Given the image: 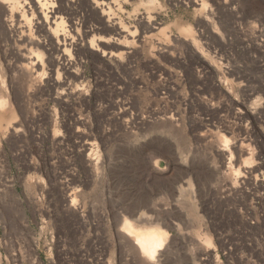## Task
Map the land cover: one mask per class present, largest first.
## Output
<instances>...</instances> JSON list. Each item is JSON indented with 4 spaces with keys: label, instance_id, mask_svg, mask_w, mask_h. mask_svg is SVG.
Here are the masks:
<instances>
[{
    "label": "rangeland",
    "instance_id": "obj_1",
    "mask_svg": "<svg viewBox=\"0 0 264 264\" xmlns=\"http://www.w3.org/2000/svg\"><path fill=\"white\" fill-rule=\"evenodd\" d=\"M218 1L230 8L232 15L223 14ZM131 4L126 7V14L121 15L123 21L133 24L137 14L150 12L156 14L162 25L163 32L161 29L147 33L149 37L145 34L146 43L141 50L151 67L174 74L172 80L177 85L180 103L168 98L163 100L161 109L188 105L179 132L170 130L172 133L164 134L174 162L168 163L165 159L166 145L161 143V136L155 133L153 125L157 117L154 116L152 121L150 115L160 98L154 92L158 76H153L149 72L151 67L144 68L141 61L134 60L130 65L134 76L141 79L139 85L131 82V76L126 73L107 72L96 57L97 61L93 57L85 59L83 83L91 92V99L85 101L86 104L72 100L61 107L56 106L45 86L37 89L31 82L26 83L22 89L27 97L26 106L34 113L43 108V117L30 126L21 123L23 115L12 102L13 113L0 118V264H151L140 256L138 261L125 249L116 231L122 228L124 219L135 223L144 211L146 194L151 195L152 191L160 194L163 214L172 207L178 212L169 219L174 225L166 229V235L171 237L170 252L164 254L158 264L164 261L163 264H264V183L257 186L258 189L255 186L239 189L231 184L236 175L232 162L250 166L256 161L254 154L264 147L260 141L264 137V104L260 91L264 88V51L251 44L254 37L264 41V9L259 8L257 12L253 0H207L213 15L209 18L210 28L205 30L190 5L155 0L153 4L146 2L133 11L137 1ZM253 28L256 30L254 37L249 33ZM150 34L154 35L153 39ZM159 44L170 46V50L177 53L175 56L180 54L181 58L177 57L180 63L174 62L171 56L174 54L170 51V58L167 52L158 55ZM165 56L172 58L171 61ZM157 69L152 70L153 73L158 74ZM195 71L208 74L206 81L195 83L192 79ZM224 79L230 92L225 95L227 97L216 96L214 85ZM13 81L16 84L11 91L17 95L21 79L16 77ZM251 92L254 94L249 98ZM205 103L210 105L209 108ZM252 106H259L257 120L234 116L239 107L246 111ZM118 107H125L128 117L137 118V121L151 116L150 127L153 126L147 137L141 126L119 128L118 120L114 123L115 119L108 118L118 111ZM68 115L89 123L91 127L74 126L72 129H80L96 138L104 159L102 172L96 174L93 171L92 178L85 183L72 176L78 173L83 179L84 174L81 158L74 152L69 138L68 125L61 123L69 122ZM19 122L22 131L13 134L14 137L7 135L14 133L13 127ZM100 125L102 129H99ZM101 130L106 131L103 136ZM52 133L64 137V141L52 140ZM101 136H105L104 140L108 138L102 142ZM233 143L247 152L244 150V155L238 156L231 148ZM213 146L227 148L229 154L226 166L220 172L213 169V162H218V156L210 149ZM151 151L161 152L156 156V163L150 159L154 153ZM54 160H57L56 171L60 177L55 180L49 172V162ZM144 175L150 181L146 190ZM188 178L192 186L188 185ZM58 182L63 186L59 187ZM172 182L175 188L181 185L182 189H173ZM229 185L233 186L230 191ZM192 188L197 189L195 199L190 198ZM62 192L66 195L73 192L75 196L68 195L70 197L63 203ZM170 192H174L173 197ZM66 205L74 208L75 215L72 210V216L66 213Z\"/></svg>",
    "mask_w": 264,
    "mask_h": 264
},
{
    "label": "bare ground",
    "instance_id": "obj_2",
    "mask_svg": "<svg viewBox=\"0 0 264 264\" xmlns=\"http://www.w3.org/2000/svg\"><path fill=\"white\" fill-rule=\"evenodd\" d=\"M133 1H137V4H135V6L133 5V9H132L133 11H137L138 6L143 5L146 2L149 4L151 3L153 4L155 2V0H151V1H145V0H0V118H2L4 115L7 116L8 114L13 113L14 107H13L12 102H14L17 110L20 111L23 115L21 123H25L26 125L30 126V124L34 123L36 120H39L40 117H43V108H38L37 112L34 113L33 111H29V107L26 106L27 97L22 89L24 88L23 85H25L28 82H31L34 85V87H36L37 89H39L41 86H45L47 88L46 90L49 92L48 96L50 97L53 103L57 104L56 106L59 105L61 107V105H64L72 100H75V101L78 100V101H84V102L85 101L88 102V100L90 101L91 98L89 99V96L91 92L89 89L86 88L87 85L83 83L85 77H83L84 74L82 71V69L84 68V60L90 57H93V59L94 57H96L98 61L95 59L94 60L99 62L102 68H104V70H106L107 72L126 73L131 76L130 77L131 82L135 84H139V85L142 84V82L140 81L141 79L139 80L138 78H136L137 76L136 77L134 76V72L132 68L130 67V65L134 60H138L142 62V64L144 65V68L151 67V63L148 61L149 59L142 56L141 54V50L143 49V46H145L144 42L146 41L144 39L145 34L147 33L149 34L150 32L156 33L157 31H160L162 29L161 27L162 25L158 22L156 14L154 13L155 15H153V13L151 14L150 12H146V13L144 12V13L137 14L134 23L132 22L133 24H129L123 21V19H121V15L126 14V11H125L126 7L131 6L132 5L131 3ZM166 1L169 4L173 3L174 5H176L175 3H183L185 6H189V5L192 6L194 12L198 16V23H200L205 30H208L210 28L211 21L209 18L213 14L209 10L210 8H208L207 6V0H165V3ZM253 1H254L253 8L257 12L259 11V8H261V10L264 9V0H253ZM218 4H219V1H218ZM219 5L220 6L218 5L217 6L220 7L223 14L227 13L228 16L232 15V13H230V10H229L230 8H227L225 4L223 5L219 4ZM232 28L233 30H235V26H232ZM250 30L251 29H249L250 35L254 37V34H256V30L254 28L251 30V32ZM162 32H163V29H162ZM148 34H147V37H149ZM198 34H201V33H198ZM150 35H151V39H153L154 35L153 34H150ZM152 35H153V38H152ZM247 36L248 35H245V37ZM252 40H253V42H251L252 45H256V47L260 49L261 52L262 50L264 51V41H258L255 37ZM158 42L161 43L160 40ZM159 45L160 47L158 48V50H156V52L158 51L157 54L159 53L162 56L163 53L167 52L168 54L169 51L172 52V54H174V51L170 50L171 49L169 48L170 46L169 47L166 46L167 44L166 45L159 44ZM171 56L174 62L180 63L178 62L179 58H177L178 56L180 57V54L175 56L176 58L173 55ZM168 57H169V54H168ZM171 59L169 60L171 61ZM156 69L157 68H153L152 66L149 69V72L153 76H158V80L156 83V90L154 92L155 94L157 93L158 95H160V98H158V100L156 101V106H155L156 109L154 108V110L150 111L151 112L150 115L152 116V118L154 116L157 117V119L155 120L156 123L153 122L154 123L153 125L155 126L154 127L155 133L161 136V143L166 145L167 151L165 152L164 157L168 161V163H173L175 159H173L172 150H170V145H169L167 136H165L164 134L172 133L170 130H172L175 133L179 132L178 130L182 128L183 126L184 114H186L188 105L186 103V104H182V108H180L181 106L180 104L179 107H176V108L174 107L173 109H169V107L168 109H163L164 107L162 108L163 110L161 109L163 100L168 99V98L174 99L173 102L176 101V103H180V98H178L180 95L177 96V93H176L177 85L172 80L174 78V74L169 71H166L165 69L164 70L157 69L156 72L158 74H155L153 72ZM217 74L220 75V73H217ZM207 75L208 74H206L203 71H195L192 75L193 77L192 79L194 80L195 83L196 82L201 83L202 81L206 79ZM222 76L223 75H221V77ZM16 77H20L21 79L20 81L21 83L19 84L20 91L17 88L19 91L17 95L13 94V92L11 91V90H14L13 84H16V82H14L13 79ZM211 77L213 78L214 76H211ZM214 87H215V91L213 92H216L215 93L216 96L218 95L220 97H223V96L227 97L225 95H228L230 92L229 91L230 88L227 84V81H225V79L219 81V83L215 84ZM15 90H16V87H15ZM261 90H262L261 100L264 104V88L263 89L260 88V91ZM253 94L254 93L251 92L248 95V97L249 98L253 97ZM211 95H214V93ZM220 97L219 98L215 97V98L221 100L222 98L220 99ZM211 98L212 100H215L213 97ZM75 101L74 103H76ZM168 101L171 102L170 100H167V102ZM200 101L204 102L202 99ZM86 102L84 104H86ZM196 102L198 103L197 100ZM208 103H205L206 108H209L210 106ZM200 106L202 107V104ZM258 107L259 106H254V107L252 106L250 110H246V111L242 110L239 107L234 112V116H236L238 119L249 117L251 119L257 120L258 119L257 115L260 114ZM101 110L102 109H99V111ZM117 110L118 111L115 110V112L110 114L108 118H112V121L115 119L116 121L114 123L119 121V123H117L118 125H120L119 128L121 127L128 128V127H133V126L136 127L137 125L141 126L144 130V131L141 130L144 133L143 134L144 137H147L148 131L152 129V126H153L151 125L150 127V124L152 121H154L155 118H153V120L151 119L152 120L151 121L149 119L151 116L149 118H145L147 117L145 116L144 118H140V119L138 118V121H137L136 120L137 118L134 119V117H132L131 115H130L131 116L130 118L128 117L129 115L128 110L125 107H121V109L120 107H118ZM68 117L69 115L67 116V118ZM72 118L68 119L69 122L61 121V123L64 126L68 125L69 131H70V133L68 134H69V138L71 139L73 148L75 150L74 152H76L78 157L81 158L80 160L81 168H82L84 177L83 179H81L78 173H73L72 176L74 179H77L80 182L85 183L90 178H92L91 176H92L93 171H95L97 174L103 169L104 159L101 154L102 152L100 153L99 151L98 143L95 140L96 138L94 139V138L89 137L88 135H86L84 131L81 132L80 129H76L75 131H73L72 129L74 126L75 127L81 126L83 128L91 127L89 123L81 121L80 119H72ZM21 123L20 122L16 123L12 130V132L14 133L9 132L7 135L17 134L20 131H22L21 129L23 128H21L22 127ZM105 123L103 122L102 124H105ZM223 123H218V124H220L221 126H224ZM102 127L103 126H101V128L99 129H102ZM100 132H101V135L103 136L106 131L101 130ZM108 133H106V135ZM14 136L15 135H13V137ZM102 136L100 138H102ZM63 138L64 137H59L58 134L55 135L54 133L53 135L52 133V140L54 139L55 141H57V143L63 142L64 141ZM103 138L101 139V141L102 140L105 141L108 137L105 140ZM260 141H262V143L264 144V137H262ZM236 143H233L231 145V148L236 151L238 156L244 155L245 148H240L239 146H237ZM210 149L212 152H214L213 153L214 155L218 156V159H217L218 162L214 161L212 164L213 169L215 171L220 172L226 166L225 160H227L226 159L227 155H229L228 151L226 150L227 148L223 149L220 147L218 148V147L213 146ZM154 151H151V152H154ZM159 153L161 152L159 151L158 154ZM158 154L154 152L152 155H150V159L153 163H156L157 161L156 156ZM254 156H256L255 157L256 161L253 164L251 163L252 165L250 166L240 165L239 164L240 162L238 161L232 162V166L235 165L236 167V175L232 178L231 184L235 188L240 189V188H244L245 186L257 187V186H261L264 183V160H263L264 159V147L261 146V149L258 151L256 155L254 154ZM56 161L54 160V161L49 162L50 177L51 179H54V180L59 177L57 176V171H56L57 170L56 165H55ZM36 167L37 166H35L34 169L37 170ZM195 182L196 184H198L197 183L198 181H195ZM58 183H59V187L63 186L61 182H58ZM149 183L150 181L148 179V176L144 175L143 186L145 190L147 186L149 185ZM187 183L189 186H192L190 182V178H188ZM181 184H184V182H181ZM222 184H223L222 187H225L224 183ZM173 185L175 184H173L172 182L171 187L173 189H176V191L182 189L181 185L177 186L176 184L177 186L176 188ZM233 186H230L228 188V191H230L231 188L233 189ZM199 190L200 188L198 189V193H199ZM241 190H244V189H241ZM196 191L193 188L191 189V192L189 193L191 199L197 198L198 194H196ZM173 193L174 192H172L171 194L170 192L172 197H173ZM70 194H73V192L67 195L62 192L61 197H62L63 203L66 201L67 198L70 197V196L68 197V195ZM159 195H160L159 193H156L153 191L151 195L150 193H147L145 204L143 207L144 211L141 215H139L135 223H132L124 219L122 228L116 231V233L120 235V238H122V239L120 238L119 239L122 240V243L124 244L125 249H127L130 253H132V255L137 260L139 259L138 257L140 256L142 258H146L149 262H151V264H158L159 262H161L160 258H162V256L169 251L170 246H171V237L169 239L168 236L166 235L167 233L166 229L171 228V226L174 225L172 221L170 222L169 219L174 218L173 216L178 213L172 207L171 210L169 211L167 210L168 212L163 214L161 211V204L159 202L160 201ZM73 196H75V194H73ZM205 205H207V203ZM69 207L65 208L66 213L68 212L72 216V212H73V214L75 215L74 208L70 209ZM164 211L166 210L163 209V212ZM160 215H163L164 220L162 216H161L162 219L160 218ZM163 260L165 259H162V261Z\"/></svg>",
    "mask_w": 264,
    "mask_h": 264
}]
</instances>
